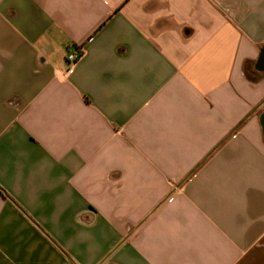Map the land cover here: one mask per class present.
<instances>
[{"label": "crops", "instance_id": "obj_1", "mask_svg": "<svg viewBox=\"0 0 264 264\" xmlns=\"http://www.w3.org/2000/svg\"><path fill=\"white\" fill-rule=\"evenodd\" d=\"M0 264H264V0H0Z\"/></svg>", "mask_w": 264, "mask_h": 264}, {"label": "built area", "instance_id": "obj_2", "mask_svg": "<svg viewBox=\"0 0 264 264\" xmlns=\"http://www.w3.org/2000/svg\"><path fill=\"white\" fill-rule=\"evenodd\" d=\"M83 55H84V49L83 48H79L75 52L70 53L68 55V62L70 65L68 72H71L74 69L75 65L80 61V59L83 57Z\"/></svg>", "mask_w": 264, "mask_h": 264}]
</instances>
